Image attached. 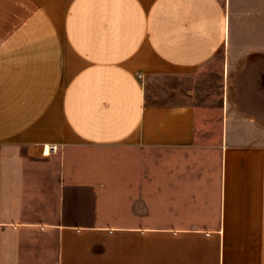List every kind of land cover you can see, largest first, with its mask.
Returning <instances> with one entry per match:
<instances>
[{
  "label": "crops",
  "instance_id": "obj_1",
  "mask_svg": "<svg viewBox=\"0 0 264 264\" xmlns=\"http://www.w3.org/2000/svg\"><path fill=\"white\" fill-rule=\"evenodd\" d=\"M0 264H264V0H0Z\"/></svg>",
  "mask_w": 264,
  "mask_h": 264
},
{
  "label": "built area",
  "instance_id": "obj_2",
  "mask_svg": "<svg viewBox=\"0 0 264 264\" xmlns=\"http://www.w3.org/2000/svg\"><path fill=\"white\" fill-rule=\"evenodd\" d=\"M58 150V146L57 145H50L49 147H48V152H50V151H57Z\"/></svg>",
  "mask_w": 264,
  "mask_h": 264
}]
</instances>
